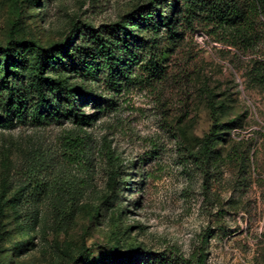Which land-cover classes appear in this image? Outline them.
Masks as SVG:
<instances>
[{
	"label": "rangeland",
	"instance_id": "obj_1",
	"mask_svg": "<svg viewBox=\"0 0 264 264\" xmlns=\"http://www.w3.org/2000/svg\"><path fill=\"white\" fill-rule=\"evenodd\" d=\"M170 1L156 9L169 16ZM153 4L0 0V49L20 42L28 63L20 118L0 89V264H121L105 257L115 247L143 264H264V17L239 49L203 23H181L183 40L158 72L132 65L112 91L103 73L99 83L66 73L69 86L108 102L82 104L88 125L66 109L33 119L29 46L55 53L72 27L107 33ZM133 35L129 48L145 60L149 35Z\"/></svg>",
	"mask_w": 264,
	"mask_h": 264
},
{
	"label": "trees",
	"instance_id": "obj_2",
	"mask_svg": "<svg viewBox=\"0 0 264 264\" xmlns=\"http://www.w3.org/2000/svg\"><path fill=\"white\" fill-rule=\"evenodd\" d=\"M38 1L40 0H28L29 3L36 5ZM160 1L154 0L149 13L140 19L133 18L132 24L129 21L114 25L107 33L84 24L81 27L83 26L86 32L82 34L81 27H72L71 36L59 43L55 53L50 51L51 49L40 51L36 46H29L27 48L29 51L35 49V59L26 76L38 100L34 106L33 119L39 123L49 118L58 119L64 117L66 109L76 125H88L90 117L80 113L82 104H92L101 109V105L108 102L102 100L100 96L86 92L82 86H69L68 79L64 77L66 73L75 75L74 77L80 78L84 83L87 81L99 83V75L103 73L112 91V88L114 90L120 82L128 79L131 72L129 68L132 65L149 75L158 72V68H161V64L166 62L171 54L168 49L177 48L183 40L179 27L184 25L190 27L195 22L203 23L221 43L239 49L253 44L254 22L258 17H264V0H171L165 4L168 10L171 9L169 16L156 9ZM161 27L166 30L165 48L158 51L157 37ZM136 31L149 35V42L143 47L149 50L148 57L144 56L145 60L142 56L139 57L137 50L129 48V45L138 39L133 35ZM25 52L20 42L0 49L4 60V64H0V89L6 91L7 112L17 118H20L23 96L19 95L21 85L17 82L21 83L24 79V70L28 69ZM143 61L145 63L141 64ZM47 89L49 93L46 94ZM75 140L70 138L72 142ZM70 146L72 147L68 148L69 157H73L76 146ZM111 181L116 185L114 178L111 177ZM118 249L121 248L115 247L112 253L105 257L121 264L144 263L138 252L129 255L119 253Z\"/></svg>",
	"mask_w": 264,
	"mask_h": 264
}]
</instances>
